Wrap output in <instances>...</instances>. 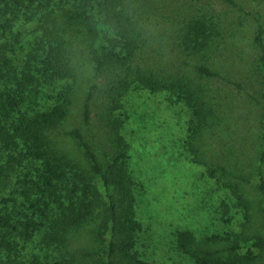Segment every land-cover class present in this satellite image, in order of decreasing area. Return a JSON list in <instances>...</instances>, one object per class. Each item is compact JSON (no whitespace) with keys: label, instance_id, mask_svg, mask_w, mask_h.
<instances>
[{"label":"trees","instance_id":"trees-1","mask_svg":"<svg viewBox=\"0 0 264 264\" xmlns=\"http://www.w3.org/2000/svg\"><path fill=\"white\" fill-rule=\"evenodd\" d=\"M194 1L168 13L155 0H0V264H151L135 249L142 230L136 195L144 186L129 168L131 107L125 103L138 91L165 93L188 109L183 146L189 161L226 188L249 221L250 201L241 186L247 175L233 183L217 178L201 144L217 120L210 82L229 81L215 68L218 57L242 23ZM157 13L166 20L158 36L167 35L177 64L162 62L154 54L160 48L149 47L156 40L144 32ZM251 15L264 98V27L258 14ZM83 64L93 80L79 102ZM77 105L80 126L66 128ZM94 115L108 146L101 154L86 135ZM258 138L264 229L263 126ZM230 207L221 200L223 222ZM231 236L226 258L211 263L264 260V235ZM35 238L41 245L28 253ZM178 239L187 250L191 234L179 231ZM217 239L225 237H207Z\"/></svg>","mask_w":264,"mask_h":264},{"label":"rangeland","instance_id":"rangeland-1","mask_svg":"<svg viewBox=\"0 0 264 264\" xmlns=\"http://www.w3.org/2000/svg\"><path fill=\"white\" fill-rule=\"evenodd\" d=\"M184 1L187 0H155L154 3L159 2L161 9L170 13L180 12L177 6ZM233 1L236 5L226 0L194 1L195 7L205 3L209 13H220L225 21L232 16L230 22L242 23L238 30L233 29L236 31L233 41L226 43L227 51L218 57L219 62L215 66L229 81L209 80L217 94L213 107L218 122L216 120L214 127L203 135L201 144L204 158L217 178L233 183L240 181L239 175H247V182L241 186L250 201L251 217L246 221L244 211L234 207L235 199L228 190L206 176L202 166L189 161L183 146L188 109L169 100V95L165 93H132L125 103L127 108L131 107L128 111V134L126 131L131 143L129 168L144 186V190L136 195L137 217L142 222V230L137 234L135 249L151 264H199L198 258H203L202 263L206 260L210 262L208 264H213L211 261L226 258L228 238L233 233L243 231L247 236L264 235L260 216L261 196L257 187L259 179L255 168L260 158L258 137L260 128L264 127V98L260 76L255 69L256 50L252 45L255 21L251 15L258 14L264 27V0ZM238 15L242 19L238 20ZM165 24L166 20L157 13L155 18L148 20L144 34L155 38V43L149 47L160 48L154 54L162 62L177 64L180 60L176 58L175 50L171 49L167 35L158 36ZM78 72L81 81L78 101L81 102L93 78L86 64L78 67ZM96 107H92L94 114L99 109ZM78 112L77 105L66 128L80 126ZM91 122L86 135L95 139L100 154L107 152L98 116L94 115ZM221 200L231 205L228 222L220 218ZM179 231L191 234L187 250L180 248ZM215 234L223 235L225 240H207ZM40 245L41 240L35 238L27 244L25 251L34 252ZM244 249L242 246L240 253ZM254 264H264V260H257Z\"/></svg>","mask_w":264,"mask_h":264}]
</instances>
